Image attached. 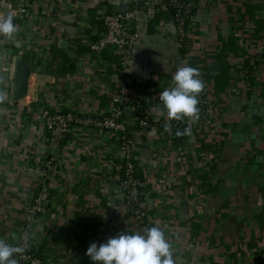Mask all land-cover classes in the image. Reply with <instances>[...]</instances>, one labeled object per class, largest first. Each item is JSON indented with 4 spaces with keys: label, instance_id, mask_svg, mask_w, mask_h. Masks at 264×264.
<instances>
[{
    "label": "crops",
    "instance_id": "crops-1",
    "mask_svg": "<svg viewBox=\"0 0 264 264\" xmlns=\"http://www.w3.org/2000/svg\"><path fill=\"white\" fill-rule=\"evenodd\" d=\"M3 1L11 9L0 19V264L9 263L5 250L14 247L48 157L38 112L7 106L16 56L46 67L36 77L43 107L99 116L120 107L145 221L164 247L161 264H264V119L254 138L249 126L242 127L244 141L234 136L251 97L264 113V0H192L186 48L168 10L158 8L151 21L140 13L141 39L123 68L108 52L93 55L89 44L103 35L102 18L128 12L131 0ZM23 5L31 16L20 20ZM189 71L200 80L206 117L189 92ZM248 77L252 89L245 92ZM145 98L179 102L182 147L158 102L145 110L148 127H139L135 104ZM122 167V144L113 134L86 128L69 134L50 179L51 205L34 236L47 250L43 264H154L156 251L124 203Z\"/></svg>",
    "mask_w": 264,
    "mask_h": 264
},
{
    "label": "built area",
    "instance_id": "built-area-1",
    "mask_svg": "<svg viewBox=\"0 0 264 264\" xmlns=\"http://www.w3.org/2000/svg\"><path fill=\"white\" fill-rule=\"evenodd\" d=\"M161 7L168 10L169 13L172 12L171 20L176 26L180 46L186 48L185 31L193 14L194 6L192 0H155L154 2L131 0V7L128 12L124 14L111 13L102 18L104 33L100 38L89 44V51L95 56H101L103 53L108 52L117 61L119 66L123 68L132 49L141 39L140 32L135 29L138 14L144 13L147 20L151 21L155 18L158 8ZM4 9L8 10V15L11 9L10 5L1 0L0 19H3L2 10ZM30 16L31 13L25 5L20 6L16 11V17L20 20H25ZM0 27H3L2 21H0ZM188 73L192 81L189 92L196 95L202 108L203 117H206L208 115L205 114L207 113V103L201 94L200 80L192 71ZM36 77L37 74L33 73L28 76L27 94L24 98L21 100L14 99L7 103L8 107L13 108V112L23 115L36 110V105L39 103V84L36 82ZM251 89V83L246 80L245 92H249ZM145 101L149 102V99L145 98ZM157 102L164 107L165 102L163 99ZM36 111L42 119L49 136L47 142L49 158L45 160L42 170L38 173V180L32 186L34 196L24 211V220L20 226L19 235L13 247V258L8 264H43L35 256L36 248L40 244L31 246L29 240L34 238L38 228L39 218L45 212V206L52 200L50 194L52 182H50V179L56 168L57 157L62 147L61 144L66 136L79 128L104 130L116 136L121 142L123 149L122 172L124 175V179L121 181V188L124 203L139 225L142 233L156 251L154 264H161L162 257L159 252V244L146 226V205L140 190L142 182L137 177L138 168L134 163L132 153L133 140L121 121L120 107L116 105L108 115L100 116L91 114L77 115L73 112L62 113L61 111H54L46 107H41ZM177 113L180 114V110H177ZM138 123L142 129L147 128L149 125L146 117L142 121L139 120ZM145 264H150V261H147Z\"/></svg>",
    "mask_w": 264,
    "mask_h": 264
},
{
    "label": "water",
    "instance_id": "water-1",
    "mask_svg": "<svg viewBox=\"0 0 264 264\" xmlns=\"http://www.w3.org/2000/svg\"><path fill=\"white\" fill-rule=\"evenodd\" d=\"M30 72H33L35 74H45L46 67L39 66L37 59L30 57L27 60L23 58V56H16L14 58V68L12 69V79H13V97L15 100H21L24 98L27 94V87H28V76ZM40 102H42V98L39 99ZM255 97H251L249 104H248V110L246 112V115L238 122L240 127V132L235 134V137H239L242 141H244L245 135H244V129L243 126H249V132H250V138L255 137L256 132V125L258 120L264 119V113H261L263 111V107L259 109H255ZM34 194H30V200L31 203L33 199ZM13 248H7L5 250V259L7 262H11L13 258Z\"/></svg>",
    "mask_w": 264,
    "mask_h": 264
},
{
    "label": "trees",
    "instance_id": "trees-1",
    "mask_svg": "<svg viewBox=\"0 0 264 264\" xmlns=\"http://www.w3.org/2000/svg\"><path fill=\"white\" fill-rule=\"evenodd\" d=\"M171 15H172V12L169 13L170 19H171ZM64 60L66 62L69 61L67 58H64ZM72 67H73L72 65H69L67 68L72 69ZM248 81L251 83L252 78L248 77ZM163 100L165 102L164 108L167 112V118H168L165 127L170 129L174 144L178 147H182L184 142H185V139H186V134H185V121H186V119H185L183 114L177 113V110H179V108H180V104L176 99H173V98L163 99ZM151 103H152V100H150V99H149V102H145L144 100H140V101L136 102L135 106H136L137 111H138V116H139L138 120H140V121L144 120V117H146L145 110H147V108L151 105ZM41 107H43V105L39 102L36 105V110L41 108ZM36 110L34 112H36ZM147 122L149 123L148 119H147ZM47 136H48V134H47ZM68 139H69V135L65 137V139L61 145H63ZM48 158H49V154H48V157L46 158V160ZM134 163H135V161H134ZM137 177L141 181V178L139 177L138 171H137ZM123 179H124V175L122 172V180ZM46 182H48V180H46ZM50 194L52 196V190H50ZM50 205H51V202L45 206V211L50 207ZM146 226L150 230L151 235H153L156 238L157 235H156L155 231L153 230V228L150 225H148L147 223H146ZM29 243L31 244V246H35V244H36V242L34 241V238H31L29 240ZM159 250L163 254V262H164V253H165L164 247L159 246ZM46 252H47V250L45 249L44 244L39 245L36 248L35 256L38 257L42 262H44V254Z\"/></svg>",
    "mask_w": 264,
    "mask_h": 264
}]
</instances>
